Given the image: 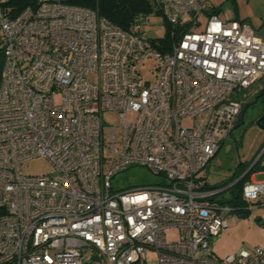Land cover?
Instances as JSON below:
<instances>
[{
    "label": "built area",
    "instance_id": "2783aa9c",
    "mask_svg": "<svg viewBox=\"0 0 264 264\" xmlns=\"http://www.w3.org/2000/svg\"><path fill=\"white\" fill-rule=\"evenodd\" d=\"M150 2L125 31L62 1L12 16L0 0V264H148L149 250L157 264H264V246L214 257L211 239L240 217L216 195L240 178L211 188L201 174L264 78V40L209 0ZM151 16L167 48L143 32ZM37 159L49 172L24 174ZM139 167L159 182L114 185ZM240 198H264V180Z\"/></svg>",
    "mask_w": 264,
    "mask_h": 264
},
{
    "label": "rangeland",
    "instance_id": "374dc122",
    "mask_svg": "<svg viewBox=\"0 0 264 264\" xmlns=\"http://www.w3.org/2000/svg\"><path fill=\"white\" fill-rule=\"evenodd\" d=\"M209 3L211 8H220L218 16L221 20L236 19L245 22L258 37L264 40V0H209ZM206 20L205 16H201L200 25L194 28V31H201ZM162 22L161 17L151 16L144 22L143 32L149 39L155 42L160 41L166 35V30L161 26ZM151 67L152 64L149 62L141 70L142 75L147 79H152ZM262 89H264V78L240 95L243 101L239 116L241 125L233 129L224 139L216 157L201 173L211 188H220L221 184L237 171L239 164H241V170L244 169L242 175L257 158L260 159L259 165L264 166V130L255 123V118L264 108V103L260 101L255 105L250 104L254 100L251 92ZM106 121L109 125L115 124L114 114L106 115ZM49 170L50 163L46 159L29 161L22 166V172L27 175H42ZM252 173L246 181L251 177H254L255 181L264 180V167L260 169V173L254 175ZM159 180V177L153 176L147 169L139 167L116 176L114 185L117 188H129L156 184ZM236 180L238 178H235L232 183ZM232 198L230 189L216 195V199L224 200L228 205H233L230 202ZM234 209H238L239 219L229 220L228 226L211 239L212 252L217 259H223L240 249L249 251L255 247L264 246V198L253 202L241 200ZM91 253V249L87 250L88 255ZM147 258L148 264H157V256L153 251H148Z\"/></svg>",
    "mask_w": 264,
    "mask_h": 264
},
{
    "label": "trees",
    "instance_id": "16d2710c",
    "mask_svg": "<svg viewBox=\"0 0 264 264\" xmlns=\"http://www.w3.org/2000/svg\"><path fill=\"white\" fill-rule=\"evenodd\" d=\"M39 0H5V3H3L4 8H9L11 10V15H17L19 14L23 9L27 7H35L37 6ZM64 3L75 5V6H82L89 9L96 10L98 14L122 30L129 31L134 23L139 21V18L141 16H148L153 12V6L150 2V0H65L62 1ZM220 11V8H211L209 13L218 14ZM169 37H168V30L166 31V37L161 39V42L164 44V48H167V44L169 43ZM158 47V45H155ZM158 49V48H157ZM259 93H262L261 95L264 96V89L258 91ZM256 90L251 92L252 96H256L255 94L258 93ZM261 96V97H262ZM264 103V98L258 101ZM253 105V101L250 103ZM240 119L237 120L239 122ZM258 159L253 166L250 168V170L244 174V176L240 177L244 171L241 170V164L238 165L237 171L233 174L231 178L224 181L220 187L226 186L234 181V179L240 177V179L233 184L231 188V194L233 198L231 199V203L234 207H237L238 203L241 201V189L248 178V176L252 173V171H258L264 166L259 165Z\"/></svg>",
    "mask_w": 264,
    "mask_h": 264
},
{
    "label": "flooded vegetation",
    "instance_id": "af4514ba",
    "mask_svg": "<svg viewBox=\"0 0 264 264\" xmlns=\"http://www.w3.org/2000/svg\"><path fill=\"white\" fill-rule=\"evenodd\" d=\"M262 93H257V94H255L256 96H254V100H253V105H255V104H258V101L259 100H261L262 98H264V96H262L261 95ZM262 96V97H261ZM262 115H264V108H262L261 109V111H260V113H258V115L256 116V118H255V123H256V125H257V120L262 116ZM239 119V118H238ZM237 119V120H238ZM241 125V121H239V122H235L234 123V125H233V129H235V128H237V127H239ZM232 129V130H233Z\"/></svg>",
    "mask_w": 264,
    "mask_h": 264
},
{
    "label": "water",
    "instance_id": "95a60500",
    "mask_svg": "<svg viewBox=\"0 0 264 264\" xmlns=\"http://www.w3.org/2000/svg\"><path fill=\"white\" fill-rule=\"evenodd\" d=\"M257 126L261 129L264 130V115H262L258 120H257ZM258 160V158L251 164V166ZM251 166L246 170L245 173L248 172V170L251 168ZM97 260V258H95ZM98 261V260H97Z\"/></svg>",
    "mask_w": 264,
    "mask_h": 264
},
{
    "label": "bare ground",
    "instance_id": "6f19581e",
    "mask_svg": "<svg viewBox=\"0 0 264 264\" xmlns=\"http://www.w3.org/2000/svg\"><path fill=\"white\" fill-rule=\"evenodd\" d=\"M252 166H253V165H252ZM252 166H251V167H252Z\"/></svg>",
    "mask_w": 264,
    "mask_h": 264
}]
</instances>
